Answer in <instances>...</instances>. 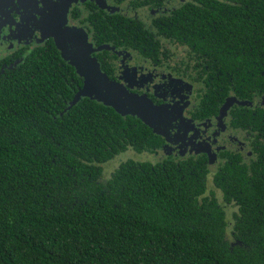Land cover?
Listing matches in <instances>:
<instances>
[{
	"label": "trees",
	"instance_id": "1",
	"mask_svg": "<svg viewBox=\"0 0 264 264\" xmlns=\"http://www.w3.org/2000/svg\"><path fill=\"white\" fill-rule=\"evenodd\" d=\"M253 1L222 7L242 61L252 52L241 43L264 39V0ZM193 27L173 36L201 50ZM56 53L35 54L0 89V264H264V168L251 184L215 182L237 207L231 227L200 173L170 159L127 160L104 178V164L152 152L158 138L87 98L66 111L74 84L56 72ZM239 72L234 83L250 84Z\"/></svg>",
	"mask_w": 264,
	"mask_h": 264
},
{
	"label": "flooded vegetation",
	"instance_id": "2",
	"mask_svg": "<svg viewBox=\"0 0 264 264\" xmlns=\"http://www.w3.org/2000/svg\"><path fill=\"white\" fill-rule=\"evenodd\" d=\"M244 1L253 0H0V89L21 79L31 57L53 47L56 72L75 94L83 81L66 58L82 37L109 79L167 109L164 135L151 130L159 145L147 153L155 163L170 159L197 170L231 227L237 207L223 204L215 182L234 177L251 184L264 168V39L241 43L252 52L242 61L230 50L240 47V32L221 26L224 14L231 15L222 7ZM195 24L201 50L173 36L179 30L192 36ZM53 30L66 56L49 35ZM239 67L247 86L234 83ZM229 229L225 240L237 241Z\"/></svg>",
	"mask_w": 264,
	"mask_h": 264
},
{
	"label": "water",
	"instance_id": "3",
	"mask_svg": "<svg viewBox=\"0 0 264 264\" xmlns=\"http://www.w3.org/2000/svg\"><path fill=\"white\" fill-rule=\"evenodd\" d=\"M66 34V31H64ZM55 42L62 56L69 54L65 43H62L55 30L49 34ZM76 36V35H75ZM74 52L66 58L82 79V86L78 88L65 110L75 106L81 99L91 101L111 108L121 117L138 119L156 135H164L160 127L167 123V109L154 105L145 96L130 92L124 85L109 79L102 71L95 58L92 57V48L80 36L74 38ZM71 52V51H70Z\"/></svg>",
	"mask_w": 264,
	"mask_h": 264
},
{
	"label": "rangeland",
	"instance_id": "4",
	"mask_svg": "<svg viewBox=\"0 0 264 264\" xmlns=\"http://www.w3.org/2000/svg\"><path fill=\"white\" fill-rule=\"evenodd\" d=\"M127 160L155 163L157 158H154L152 154H148V153L142 154V153H136L132 150H128L124 153L119 154L108 163L104 164L102 176L104 178H107L108 176L110 177L112 174L111 172H113L119 166V164ZM228 217L230 218L229 215Z\"/></svg>",
	"mask_w": 264,
	"mask_h": 264
}]
</instances>
